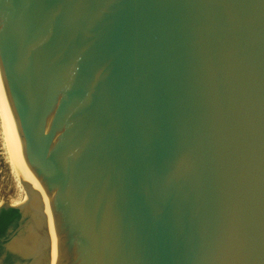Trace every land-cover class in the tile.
<instances>
[{
    "label": "water",
    "instance_id": "1",
    "mask_svg": "<svg viewBox=\"0 0 264 264\" xmlns=\"http://www.w3.org/2000/svg\"><path fill=\"white\" fill-rule=\"evenodd\" d=\"M0 116L23 264H264V0H0Z\"/></svg>",
    "mask_w": 264,
    "mask_h": 264
},
{
    "label": "trees",
    "instance_id": "2",
    "mask_svg": "<svg viewBox=\"0 0 264 264\" xmlns=\"http://www.w3.org/2000/svg\"><path fill=\"white\" fill-rule=\"evenodd\" d=\"M31 211L28 206L22 209L0 208V264H23L27 260L13 251L15 241H24L30 232ZM16 242V243H17Z\"/></svg>",
    "mask_w": 264,
    "mask_h": 264
},
{
    "label": "rangeland",
    "instance_id": "3",
    "mask_svg": "<svg viewBox=\"0 0 264 264\" xmlns=\"http://www.w3.org/2000/svg\"><path fill=\"white\" fill-rule=\"evenodd\" d=\"M8 158V153L0 141V203L3 199L16 200L19 194V185L14 179V170H12Z\"/></svg>",
    "mask_w": 264,
    "mask_h": 264
},
{
    "label": "bare ground",
    "instance_id": "4",
    "mask_svg": "<svg viewBox=\"0 0 264 264\" xmlns=\"http://www.w3.org/2000/svg\"><path fill=\"white\" fill-rule=\"evenodd\" d=\"M1 117V116H0ZM2 122V120H1ZM0 137H1V144L2 146L4 147V149L7 151L8 153V159H9V163L12 167V170H14V175H15V181L18 183L19 185V173H18V169L16 167V164H15V161H14V158H13V155L11 153V150H10V147L8 145V141H7V138H6V134H5V130H4V127H3V123L0 124Z\"/></svg>",
    "mask_w": 264,
    "mask_h": 264
},
{
    "label": "flooded vegetation",
    "instance_id": "5",
    "mask_svg": "<svg viewBox=\"0 0 264 264\" xmlns=\"http://www.w3.org/2000/svg\"><path fill=\"white\" fill-rule=\"evenodd\" d=\"M4 201H5V200H4ZM16 242H17V241H15V244L13 245V247L16 245Z\"/></svg>",
    "mask_w": 264,
    "mask_h": 264
},
{
    "label": "built area",
    "instance_id": "6",
    "mask_svg": "<svg viewBox=\"0 0 264 264\" xmlns=\"http://www.w3.org/2000/svg\"><path fill=\"white\" fill-rule=\"evenodd\" d=\"M2 202V201H1Z\"/></svg>",
    "mask_w": 264,
    "mask_h": 264
}]
</instances>
